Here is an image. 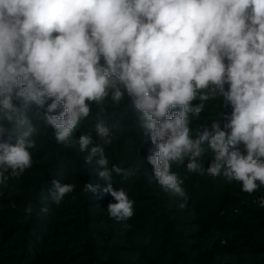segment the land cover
<instances>
[{
    "label": "clouds",
    "instance_id": "obj_1",
    "mask_svg": "<svg viewBox=\"0 0 264 264\" xmlns=\"http://www.w3.org/2000/svg\"><path fill=\"white\" fill-rule=\"evenodd\" d=\"M217 97L231 108L220 113L224 128L213 121L193 134L192 118ZM109 98L130 101L155 148L150 180L165 192L184 195L172 164L188 158L189 173L242 182L253 194L264 187V0H0V184L32 166L38 129L29 112H42L56 142L67 144L92 105L103 113ZM10 132L15 144L4 140ZM95 132L102 143L84 133L79 150L88 165L99 157L109 183L84 191L110 194L109 216L130 219L134 201L110 183L113 172H129L108 167L110 127L98 120ZM206 149L214 158L205 170ZM74 189L54 181L50 193L59 204Z\"/></svg>",
    "mask_w": 264,
    "mask_h": 264
},
{
    "label": "trees",
    "instance_id": "obj_2",
    "mask_svg": "<svg viewBox=\"0 0 264 264\" xmlns=\"http://www.w3.org/2000/svg\"><path fill=\"white\" fill-rule=\"evenodd\" d=\"M217 121L222 123L226 120L222 117ZM8 135L6 141L11 136L12 141L16 142L15 135L11 133ZM118 154L115 159L119 161L120 168L128 167V171L131 172L129 177L145 172L134 180L131 177L126 179L127 176L123 179L121 175L115 174L118 185L134 201V215L130 219L117 221L109 216L107 206L116 201L108 193L95 192L93 196L97 197L96 193H102L104 199L90 201L89 194L82 190L85 185L79 175L75 180L77 183L74 184L76 196L71 198L69 202L71 204H68L66 211V215H72L69 220L66 218L64 222H57L54 217L42 214L37 221L35 218L37 214L33 216L28 214L25 218L17 211H13L14 209L0 208V264H128L122 261L124 258L113 259L111 253L114 251L123 253L128 261L137 260L138 264H216L218 254L223 255L224 259L221 262L229 263L231 255L249 251L260 245L248 244L243 236L245 233L253 232L252 228L264 222V211L251 207L246 200L248 193L244 195L242 186H237L235 180L228 181L222 176L212 177L206 173L203 175L189 173L186 169L187 160L181 165L173 163L172 171L183 180L184 195L178 196L165 192L155 180H150L152 170L147 168L139 172L140 158L134 160L133 154L127 157L123 150ZM213 158L211 150L206 149L201 161L205 170ZM60 175L61 171L57 169L48 175L21 174L22 178L32 179L33 181L29 180L26 183L35 188L31 192L33 194L30 193L25 207L31 204L32 212L36 213L38 210L34 200L48 197V193L43 192L46 189L52 190L50 186L53 187L54 181L62 185ZM102 188L104 186H101ZM15 189L24 188L16 186ZM230 189L243 192V196L236 200ZM259 195H264V192ZM257 198L259 197L256 195L252 203L258 204ZM45 202L47 203V199ZM174 203L176 207L171 206ZM186 203L188 209L199 217L195 218L194 225L199 227L213 225L221 219L216 230L222 236L215 240L208 239L205 243L198 241L191 244L189 240L195 235L190 234L185 227L193 224L180 217V213L185 211L180 205ZM48 206L53 210L58 208ZM92 206L94 208H90ZM23 207L20 206L21 210ZM23 212L24 210L21 213ZM50 218L57 228L50 225ZM205 220L207 224L202 223ZM236 231L244 233L243 236L232 233L231 238L224 237L225 234L228 236ZM235 240L242 243L236 244ZM226 241H232L233 244L224 245ZM78 244H81L82 248H78Z\"/></svg>",
    "mask_w": 264,
    "mask_h": 264
},
{
    "label": "rangeland",
    "instance_id": "obj_3",
    "mask_svg": "<svg viewBox=\"0 0 264 264\" xmlns=\"http://www.w3.org/2000/svg\"><path fill=\"white\" fill-rule=\"evenodd\" d=\"M192 103L193 105L198 104L199 100H195ZM105 108H106V111L103 113H100L99 107L93 104L90 116L81 122L78 129L73 133L72 140L67 144H61V143L56 142L55 130L52 128L48 129L46 125L44 124V122L40 119V115H42V112L39 115L37 114V111L35 109L29 112L32 123L34 126L37 127L38 131L34 136V139L36 141V147L30 150L32 153V166L31 168L27 169L23 174L25 175L26 174L28 175L47 174L48 175V174H51L52 171H55L57 169L58 171H61L60 178L62 179V185L64 184L66 180H67L66 184L69 182L70 184H72V181H73V185H74L75 183H77L75 182V180H77L80 175L82 178L83 185L87 183H93V184H99L100 186L106 187L109 181H105L99 176V172L103 170L102 166L96 163L99 157L98 156L93 157V163L91 165L86 164L85 156L87 155V152H80L79 144H78L80 135L84 133L92 135L94 144L102 143L99 137L96 136V132H95V125L98 120H102L111 129V143L103 145L104 154L109 161V165H108L109 168H111L113 165H117L120 167L119 161L116 159H117V156H119L118 153H120V150H123L124 154L127 155V157H131V154H133L134 160L140 158L139 160L141 164L140 165L141 170H139V172H141L142 170L145 171V169L147 168L148 170L153 171V166L147 162L146 158L152 151L155 150V148H154V145H152L148 134L145 132L144 129H142L139 126L136 114L134 113V110L131 107L130 101H128V99L125 98L123 101H121L119 105H116V104H113L109 98L105 102ZM221 112L225 114H229L231 113V108L230 107L223 108L222 101L219 97L215 99H210L209 101L205 102V108L201 112L200 116L198 118H192L191 128L194 129L195 131V130L200 129L201 126L208 125L209 127L213 121H217L219 119L221 120L222 117H224V116L220 117ZM225 123L226 121L219 123L221 129L224 128ZM8 127L11 130L12 125H8ZM8 136L9 135H6L4 137V140L7 139ZM10 139H11V136H10ZM9 140H7L9 143L15 144V141H12L13 139H11L10 141ZM92 146L94 145H90L89 147L91 148ZM207 150H210V149H207ZM185 160L188 161V158H185ZM122 163H125V162H122ZM132 168H134V166ZM121 169L128 171V167H122ZM30 170H33V171H30ZM128 172L131 173L130 171ZM115 174H116L115 172L112 173V180L110 181V183L112 184V187L114 188V190L119 191L121 187L120 185H118ZM144 174L145 172L143 173L141 172V173H138L137 176H134V177L130 176V177L132 178V180H134L135 178H140ZM5 175L9 176V179L7 180L6 183L0 184V208L5 209V210H9L10 208L14 209L13 211H17V213L20 216H24L26 218V216L29 213L25 214V208H26L25 206L27 204V200L29 198L30 193L33 192V189L35 190V188H33L32 185H29V183H26V182L32 179L22 178L21 175L19 177H12L10 173H5ZM82 175H84V177H82ZM121 176L123 177V179L125 178V176L123 175ZM130 177L129 175H127L126 179H129ZM235 182L237 186H242V182H237V181ZM16 186L17 188L20 186V188H24V189L17 190L15 189ZM50 188H53V187L50 186ZM82 188L84 192V187ZM46 190L43 192V194L48 193V197H43L41 200L40 199L34 200V203H35L34 205H36L38 211L36 213L31 212L30 213L31 216L37 214L35 215V218H37V221L39 220V217L42 214L43 216L47 215L52 218L54 217L57 220V222H64L66 218H67L66 220H69L70 216L72 215H66V211L68 208V204H71L69 203L72 200L71 198L76 196V194L74 193L76 192V189H74L72 193L67 194L60 201L59 204L54 202L51 193L49 195L50 191L49 190L46 191ZM230 192L233 196H235L236 200H238V198L243 196V192L240 193L232 189H230ZM261 192H264V187H260L256 192H254L251 195L248 194L247 196L248 199L246 200L251 204L252 208H255L256 210L260 209L264 211V207H261L259 203L260 199L264 197V195L262 196L259 195L261 194ZM85 194H89L90 201L104 199L103 198L104 196H102V193H96L97 197H95V195L93 196V194L95 193L85 192ZM246 194L247 193H244V195ZM256 195L259 197L257 198L258 204L252 203L254 202L253 200ZM46 199H47L48 204L45 202ZM87 200L89 201V198ZM105 203L107 204L108 202H105ZM21 205L24 206L23 213H21L23 211L20 208ZM48 205L58 206V208L56 210H53ZM171 206L176 207L177 205L174 203ZM45 207L47 208V212H41L40 209L45 208ZM90 208H94V206ZM180 208L185 210L182 213H180V217L186 218L190 224H193L195 222L194 221L195 218H197L198 215H196L194 212L188 209L187 203L183 204V206ZM51 220L52 219L50 218L49 222H51ZM220 221L222 220L219 219L213 225H206V226H200V227L194 224L186 225L185 227L186 230L190 234L195 235L194 238L189 240V242L191 244H196L198 243V241L205 243L208 239L215 240L219 236H222L221 233L216 230V228H218V225L220 224L219 223ZM202 223L207 224L208 222H206L205 220ZM263 223L264 222L257 224L256 228H252L253 232L251 233L244 234V233L236 231V232H231L230 235L228 236L227 234H225L224 237H227V238H231L232 233L240 234L242 236L244 234L243 238L246 239L248 244L250 245L260 244V245H257L254 249H251L249 251H243L241 253L239 252V254L231 255L230 256L231 260L229 263L221 262V260L224 259L223 255L218 254L216 256L217 257L216 259L218 260L216 264H264V245L261 244V243H264V224ZM91 224H97V223H91ZM50 225L53 226V228H57V225L54 224V221H52ZM19 235L20 233L17 234V236ZM220 240L223 241L222 239ZM235 243L240 244L242 242L240 240H235ZM223 244L229 245L233 243L232 241H226V243H223ZM78 248H82L81 244H78ZM111 255L113 259L121 260L120 258H124L122 259V261H125L128 264H131V263L138 264L137 260L128 261L127 259H125L126 256L123 253L114 251L113 253H111ZM105 258H108V257H105Z\"/></svg>",
    "mask_w": 264,
    "mask_h": 264
}]
</instances>
